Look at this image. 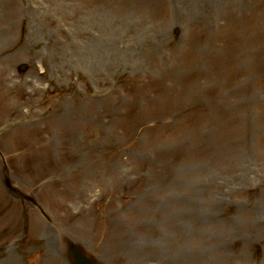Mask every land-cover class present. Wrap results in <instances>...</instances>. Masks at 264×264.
I'll return each instance as SVG.
<instances>
[{
  "label": "rangeland",
  "instance_id": "1",
  "mask_svg": "<svg viewBox=\"0 0 264 264\" xmlns=\"http://www.w3.org/2000/svg\"><path fill=\"white\" fill-rule=\"evenodd\" d=\"M150 1L0 0V152L50 221L12 198L0 264H264V0Z\"/></svg>",
  "mask_w": 264,
  "mask_h": 264
},
{
  "label": "bare ground",
  "instance_id": "2",
  "mask_svg": "<svg viewBox=\"0 0 264 264\" xmlns=\"http://www.w3.org/2000/svg\"><path fill=\"white\" fill-rule=\"evenodd\" d=\"M239 1L240 0H234V1L231 2V5L232 6H237L239 4ZM150 2H153V0H151ZM187 3H188L189 6H192L194 8V10H196L197 9V4L199 3V0H187ZM100 48H96L94 51L91 50L88 53L89 58L93 57L94 54H96L99 51H101ZM76 112L77 111L74 110V109H69V108H65V107H63V108H57L56 109V116L54 117L53 120L54 121H60V122L66 123L68 117H70V116L73 117L74 115H76ZM39 126L40 125L35 126L36 128L34 127L33 130L39 131L42 128V127H39Z\"/></svg>",
  "mask_w": 264,
  "mask_h": 264
},
{
  "label": "water",
  "instance_id": "3",
  "mask_svg": "<svg viewBox=\"0 0 264 264\" xmlns=\"http://www.w3.org/2000/svg\"><path fill=\"white\" fill-rule=\"evenodd\" d=\"M74 257H75L76 262H77V259H78V263L79 264H90L89 262H86L84 260V258L80 254L74 255Z\"/></svg>",
  "mask_w": 264,
  "mask_h": 264
}]
</instances>
